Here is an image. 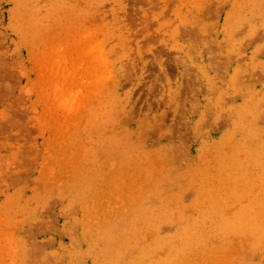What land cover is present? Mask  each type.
I'll return each instance as SVG.
<instances>
[{"label":"rangeland","instance_id":"rangeland-1","mask_svg":"<svg viewBox=\"0 0 264 264\" xmlns=\"http://www.w3.org/2000/svg\"><path fill=\"white\" fill-rule=\"evenodd\" d=\"M0 264H264V0H0Z\"/></svg>","mask_w":264,"mask_h":264}]
</instances>
